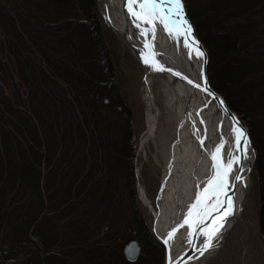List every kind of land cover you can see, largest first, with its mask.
<instances>
[{
	"label": "trees",
	"instance_id": "16d2710c",
	"mask_svg": "<svg viewBox=\"0 0 264 264\" xmlns=\"http://www.w3.org/2000/svg\"><path fill=\"white\" fill-rule=\"evenodd\" d=\"M209 2L213 15L200 30L199 19L185 0L196 35L209 54L212 86L243 122L246 116L255 118L250 136L258 152L259 217L264 236V0H244L241 6L225 0ZM15 4L20 8L8 12L0 8V37L4 39L0 44L5 45L13 62L12 66L9 61L0 62V218L14 222L21 235L19 241L11 236V243L3 242L5 247L0 243V264H33L30 258L38 260L40 256V264L56 260L59 264L57 253L62 249L58 244L63 238L51 220L67 221L63 230L71 245L81 233L92 231L84 225L94 221L86 224L78 215L98 216L113 197L109 167L99 173L101 178L94 179L97 183L92 182L88 168V159L94 155L96 165L102 167L100 144L109 142L99 134L91 144L82 125L88 124L86 130L94 131L107 107L104 98L116 99L119 113L125 118L127 114L115 83L113 55L96 19L94 0H15ZM67 58L69 65L65 64ZM64 70L76 84L71 100V92L63 93L55 85ZM126 140L127 144L129 138ZM129 168L132 170L131 165ZM101 182L105 191L94 193L89 183L98 187ZM87 204L103 205L92 210L84 207ZM138 230L147 263L159 264L165 251L162 244L141 221ZM20 250L24 252L22 258ZM103 250L87 247L86 251L100 254L92 264L111 263ZM9 253H13L11 257Z\"/></svg>",
	"mask_w": 264,
	"mask_h": 264
},
{
	"label": "rangeland",
	"instance_id": "374dc122",
	"mask_svg": "<svg viewBox=\"0 0 264 264\" xmlns=\"http://www.w3.org/2000/svg\"><path fill=\"white\" fill-rule=\"evenodd\" d=\"M10 1L11 0H0V8H3V11L7 12L8 10H15L16 7L20 8V6L15 4V0H12V2ZM186 1L188 7L192 9L194 17L199 19V27L200 30H202L205 22H208L210 20L209 18L213 15V9H211L212 6L209 2L211 0ZM225 1L231 3V5L236 4L241 6L244 4V0ZM183 2L185 3V0H183ZM94 3L96 5V19L105 35L109 50L113 55L115 83L119 87L120 98L123 103L124 112L127 114V118L119 113L120 106L116 103V99L109 97L102 100L106 103L107 107L103 108L101 113L102 117L96 121L94 131L90 132V129L88 131L86 130L87 128H85V126L88 124L82 125L85 139L91 144L93 143V139L96 136H99V134L102 136L103 140L109 142V144L107 143V145L104 144L103 146L100 144L101 149H103L102 154L104 157L102 167L96 165V156L94 155L88 159V168L90 169L89 173L92 177V182H96L94 179L101 178L103 174L102 176H100V174L104 173L103 171H108L107 168L109 167L112 172L111 181H113L110 193L113 197L108 205L93 204L91 206V204H87L84 206L92 210H97L101 205L104 207H102L103 210L98 213V216L94 215L91 217L88 216L89 214L83 216L78 215V219L84 220V223L86 224L88 221H94L84 225L86 228H91L92 231L90 234L81 233L75 241L70 243L71 245H68L69 240L67 239V233L63 230V224L67 221L57 223L51 220L50 216L51 223H55L58 227L57 229H59V235H62L63 238L58 244V247L62 249L57 253L60 255L59 257L61 259L59 264H92L91 261L94 262V258H99L100 254H95L93 251H86L89 245H94L95 248L97 247L101 250L104 249L103 252L110 257V264H150L149 262L147 263L146 251L145 253L141 252V255L136 262L133 263L128 262L124 256L125 247L133 241H136L139 244L140 249L143 251L142 239L138 230L140 221L143 228L159 242L154 234L152 215L141 203L137 188V185L140 182L146 189L148 196L154 201V198H156L159 191L163 174L162 165L159 162L160 160L158 161L155 158L157 154L155 144L149 142L144 147H141V141L146 131V107L143 96L144 69L139 57L125 43L122 35L110 22L107 12L104 11L100 5V1L94 0ZM0 36L2 35L0 34ZM0 40L3 42V37H0ZM206 41L208 43L210 40ZM9 56V51L6 50L5 45L3 44L1 46L0 44V62L3 61V63H8L9 61V65L12 66L13 62L9 60ZM10 59L13 58L11 57ZM65 64H70V58L65 60ZM43 66L45 67L44 64ZM65 74V70L61 72V76L58 73V76L60 77L55 79V85L56 88L60 86V90L63 93L66 92L69 94V92H71V94H69V99L71 100L73 99V95H75L74 90L76 84L73 78L67 77ZM68 80L71 81L70 85L67 83ZM8 92L9 98L11 99L12 93L9 89ZM219 94L225 99L221 93ZM82 97L83 95L80 99H82ZM11 100L13 102V99ZM80 103L83 104L84 100L82 99ZM157 106L161 111L160 123L162 127L166 128V112L160 87L158 89ZM77 116L78 122L82 124L83 117L79 111ZM245 119L246 120L243 124L245 125L246 122L248 123L245 127L250 134V127L256 123L254 120L255 118L253 116H246ZM128 138L129 142L126 144V139ZM84 155L86 156L85 153ZM255 155L252 173V187L250 195L243 207L241 217L225 241L221 251L209 264H264V236L261 232L259 217L260 200L258 195V172L256 170L258 152L256 150ZM106 163L108 164L107 166L104 165ZM129 165L132 166V170L129 168ZM130 171H132L133 174H131ZM96 183L92 184L93 187L91 186V183H89V186L94 193H97L98 190L105 191L104 182H101L98 187V184L96 185ZM41 219L44 222V216ZM20 228L21 226L19 229ZM10 232L11 234L9 236ZM20 235L21 232H19L17 225H14V222H10L8 218H0V243H2L3 247H5L3 242L7 241L8 243H11L14 238L19 241ZM84 239L86 240L83 241ZM6 246L9 245L7 244ZM33 246L35 249L39 250V247L36 244H33ZM148 251L149 249H147V252ZM12 254L9 253V256L11 257ZM165 255V251L162 252L159 264H165ZM20 256L21 258L22 256L24 257V252L22 250H20ZM40 258L41 256L38 260L34 257L30 258V260H33L31 263L40 264L43 259ZM25 262L27 264L28 261ZM56 263L57 260L51 261L48 264Z\"/></svg>",
	"mask_w": 264,
	"mask_h": 264
},
{
	"label": "bare ground",
	"instance_id": "6f19581e",
	"mask_svg": "<svg viewBox=\"0 0 264 264\" xmlns=\"http://www.w3.org/2000/svg\"><path fill=\"white\" fill-rule=\"evenodd\" d=\"M99 1L114 28L124 38L125 43L144 46L143 40L148 41L149 38L148 35L145 36L141 33L146 28L150 33L151 28L149 25L145 27L144 24L131 16L126 7L127 0ZM135 22L140 24L139 28ZM156 29L157 40L155 43L160 59L168 73L189 76L190 72L194 70L196 73L202 70L203 61L196 55L193 59L189 56L190 51L184 46L183 37L170 38L158 23ZM135 34L139 43L135 41ZM202 46L205 48L203 43ZM205 51L209 57L206 48ZM149 67V65L148 67L143 66L146 131L141 141V147L149 142L155 144L157 148L155 158L160 160L163 174L154 201L148 196L146 189L140 182L137 188L141 203L152 215L154 234L159 241L164 242L170 233L180 229L190 206L195 203L197 197L207 187V182L214 174V161L211 159V154L217 146L223 143L220 156L225 164L230 153L240 156L239 164L233 165V170L229 175L230 188L227 193V195L232 196L234 201V213L243 205L244 199L250 195L256 155L249 143V158L247 160L243 158L242 153L233 150L235 143L233 128L230 124L222 122L219 111L200 96V92L194 85L188 82L177 83L171 78H161L154 74ZM209 83L212 89L216 91L210 78ZM159 87L166 112V128L162 127L160 123L161 111L157 106ZM237 174L241 175V181L232 179ZM220 198L227 199V196ZM217 214L213 213V215ZM232 218L233 215L228 218V222L221 229L218 242L214 241V246L204 251L203 254H201L200 249H202L206 237L203 235H186L185 232L190 229L186 225V230L181 231L178 237L173 239L171 261L176 262L184 254V257H189L186 264H209L218 254L221 244L225 242V233L232 222ZM206 223H210V221H206ZM197 232H199V228H197Z\"/></svg>",
	"mask_w": 264,
	"mask_h": 264
},
{
	"label": "snow or ice",
	"instance_id": "6c2138e0",
	"mask_svg": "<svg viewBox=\"0 0 264 264\" xmlns=\"http://www.w3.org/2000/svg\"><path fill=\"white\" fill-rule=\"evenodd\" d=\"M126 7L131 16L137 21L150 26L152 40H155L156 25L158 23L168 33L170 38L183 37L184 46L190 49V54L191 51H195L196 56L206 63L205 52L199 47L198 42L193 36V28L186 17L183 0H127ZM137 27L139 28L140 24H137ZM141 34L147 36L148 29H144ZM146 47L149 51L143 58V62L146 65H150L157 72L166 71L154 59L156 56L153 50L154 45L146 44ZM174 74L180 75L179 73ZM188 83H192V81L189 80ZM194 86L197 88L201 87L199 84ZM204 90L207 91V88ZM209 94L211 95V93ZM221 104H223V101H221ZM233 119L235 121V118ZM235 125L232 129L235 136L233 150L242 153L243 158L247 160L249 154L246 130L239 125V121H235ZM201 144H203V141H201ZM222 148L223 143L217 146L211 154V159L214 161V174L207 182V187L200 193L195 203L190 206L186 218L180 225V227L187 225L192 229L190 235H203L206 237L203 247L200 249L201 254L212 248L214 241L218 242L221 229L228 222V218L234 214V201L232 196L227 195V193L230 188L229 175L233 170V165L239 164L240 156L230 153L228 161L225 164L220 156ZM232 179L234 181H241L242 177L240 174H237ZM221 196H227V199H221ZM209 201L211 202L209 203ZM213 213L218 214L213 215ZM206 221H210V223H206ZM197 228H199V232H197ZM175 231H178V229L169 235V240L173 239Z\"/></svg>",
	"mask_w": 264,
	"mask_h": 264
},
{
	"label": "water",
	"instance_id": "95a60500",
	"mask_svg": "<svg viewBox=\"0 0 264 264\" xmlns=\"http://www.w3.org/2000/svg\"><path fill=\"white\" fill-rule=\"evenodd\" d=\"M183 4H184V10H185V13H186V17H187L188 21L190 22V24H191V26L193 28V36L195 37L196 41L198 42L199 47L205 52L206 63L203 62L202 70L200 72L197 71V73H196V71L194 70L193 72H190L191 74L189 76L184 75V74H180L179 76H177L174 73H168L167 70L164 71V72H157V71L153 70V68L150 65L149 66L151 68L150 67L149 68L154 74H157L161 78H164V79L171 78L172 81L177 82V83L188 82L190 80V81H192V83H191L192 85L199 84L201 87L200 88L196 87V89H198V91L200 92V96L202 98H204L207 103L211 104L213 107H215L219 111V116L222 118V122H224L225 124H230L231 127L234 128L236 126L235 125V121H239V125L242 126L243 129L246 130L249 145L252 146V149L255 152V150L253 148V144H252V140H251L250 134L248 132V129L243 124V121L240 119V117L235 112H233V110L229 107V105L227 104L225 99L219 93H217L216 91H214L212 89V87H211V85L209 83V78H208L209 57H208V55H207V53L205 51V48L202 46V42L199 40V38L196 35L195 29L193 27V24H192L188 14H187L185 3L183 2ZM135 24L137 25L136 22H135ZM144 26L146 27L147 24H144ZM161 28H162V26H161ZM148 38L150 40V41L148 40L149 43H147L148 41L143 40L144 46L133 45L132 43L130 45L129 44H127V45L130 46L131 50L133 49V51L139 57L140 62L142 63V65L145 66L146 64L143 62V58L148 54V48L146 47V44H153L154 45V49L153 50L156 53V56L154 57V59L157 62H159L162 67L165 68L162 60L160 59V54L158 52L157 45L155 43V40H157V29H156L155 40H152L151 32L148 33ZM135 41L137 43H139L136 34H135ZM189 51H190V49H189ZM140 54L142 55L141 57L139 56ZM195 55H196L195 51H191V54L189 52V56L192 59L194 58ZM146 66L148 67V65H146ZM205 88H207V91L204 90ZM209 93H211V95ZM221 101H223V104H221ZM233 118H235V121H234ZM221 126H222V124H221ZM246 200H247V198L244 199L243 205L239 208V210L236 211L233 214L232 222H231L230 226L228 227V229H227V231L225 233L226 234V240H227L228 236L230 235V233L235 228L239 218L241 217L242 209H243V207L245 205ZM184 230H186V225L184 227H180V229H178V231H175V235H174L173 239L177 238L178 235L180 234V232L184 231ZM190 232H191V229H189V231L185 232V234L188 235V234H190ZM172 233H170V234H172ZM182 237H183V235H182ZM173 239L165 240V241H167V243H165V241L164 242L159 241L162 244L163 248L165 249V253H166L165 264H186L189 261V257H184V254H183V256L178 258L176 260V262L173 263L171 261V257H172L171 256V246H172V243L174 242ZM224 243L225 242H223L221 244V246L219 247L218 253L223 248ZM139 255H140V246H139V244L136 241H133V242L129 243L124 249L125 259L128 262H130V263L136 262V260L138 259Z\"/></svg>",
	"mask_w": 264,
	"mask_h": 264
}]
</instances>
